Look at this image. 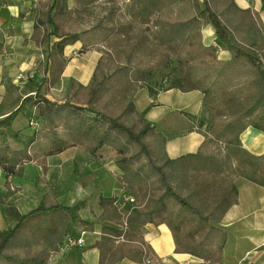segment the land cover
Returning <instances> with one entry per match:
<instances>
[{
	"label": "trees",
	"instance_id": "1",
	"mask_svg": "<svg viewBox=\"0 0 264 264\" xmlns=\"http://www.w3.org/2000/svg\"><path fill=\"white\" fill-rule=\"evenodd\" d=\"M102 1L36 4L30 39L45 54L42 78L0 118V173L9 186L25 164L45 169L49 156L76 147L99 161L112 155L120 189L99 196L95 222L80 219L81 203L50 202V194L25 214L4 209L13 225L0 230V264H48L82 232L98 236L80 247L97 248L98 264H161L143 240L148 224L168 227L175 253L221 264L226 234L219 224L237 203L234 180L264 188V154H251L240 140L248 128L264 133L263 31L236 0H125L100 7ZM171 7L188 17L160 19ZM204 26L214 30L209 45L202 42ZM76 43L79 54L103 47L96 49L100 57L86 86L72 80L69 94L52 100L68 63L64 50ZM220 49L228 60L217 59ZM172 89L201 93L196 120L206 147L173 159L164 136L134 105L141 90L154 99ZM25 104L26 125L14 130ZM122 196L134 203L120 208Z\"/></svg>",
	"mask_w": 264,
	"mask_h": 264
},
{
	"label": "crops",
	"instance_id": "2",
	"mask_svg": "<svg viewBox=\"0 0 264 264\" xmlns=\"http://www.w3.org/2000/svg\"><path fill=\"white\" fill-rule=\"evenodd\" d=\"M39 1L45 0H4V6L0 9V118L6 117L14 111L17 104L25 98V95L19 96L18 90L14 88L20 83L17 81L19 71H25L23 74H32L35 85L41 81V79L36 81L37 73L34 69L37 61L36 55L40 50L30 40L34 27L36 4ZM236 4L240 9H250L253 16L257 17L264 27V12L261 10L262 0H236ZM202 33L203 43L210 44L213 41V30L205 29ZM69 47H71V51H77L80 44ZM220 55L224 60L230 57L227 51L221 52ZM79 56L81 57L79 58ZM79 56L78 61H75L76 63H71L72 61L68 59L67 65L70 64V68L66 66L61 78L67 76L82 86H86L100 54L96 51H89ZM74 68L78 69L75 70ZM32 91L26 93V97L31 96ZM20 97L23 99L21 100ZM149 97L144 90L139 91L134 98V105L137 112L153 123L156 131L166 139L164 149L169 158L173 159L195 153L200 149L206 150V147L202 148L204 128L198 129L196 120L201 110L202 95L199 91L181 92L172 89L159 92L154 100ZM19 99L21 101L9 110L13 107L14 102ZM19 114L12 123L14 130H20L26 125V120L25 122L19 121ZM240 140L243 147L251 154H264V133L248 128L240 135ZM53 157H63V163L59 165L62 168L61 176L64 174L69 176L68 173H72L70 177L73 187L71 186L69 193L71 191L74 193L73 199H66L61 184L62 178L54 174L39 178L37 194L23 197L22 186L13 184L12 180L22 177L25 168L29 165L37 167L41 173V167L33 162L25 164L20 175L8 179L9 186L13 185L16 192L14 193L13 190L11 197H8V200L4 201L5 203L0 207L3 208L8 205L18 213L25 214L35 209L38 206L37 202L39 204L44 195L50 194L52 196L50 202L56 201L72 206L78 201L77 203L82 204L79 211H86L89 214L92 211H87V207H89L87 202L91 198H97L95 214L98 216L100 212L99 196L116 194H114L113 178L108 174L110 166L104 165L103 161L89 157L84 151L76 147L49 156L46 163ZM67 163L70 165L64 168ZM105 177L107 178L104 179ZM234 184L238 193L237 203L228 209L219 224L226 234L221 264H264V188L240 178L235 179ZM9 186H4V178L0 179L1 194L4 195L3 191L8 194ZM31 199L36 200L34 204L37 205L32 209L28 206V201ZM1 208L0 230L9 225L7 217L1 212ZM89 216L87 221L95 222L93 214L90 213ZM97 237L96 233L84 235L85 246L92 244ZM143 240L150 247L155 257L161 260V264H205L202 260L191 255L175 253L172 234L166 225H146ZM98 262L99 250L90 247L88 249L73 248L64 254H57L50 259L48 264H98ZM120 264L146 263H135L124 259Z\"/></svg>",
	"mask_w": 264,
	"mask_h": 264
},
{
	"label": "rangeland",
	"instance_id": "3",
	"mask_svg": "<svg viewBox=\"0 0 264 264\" xmlns=\"http://www.w3.org/2000/svg\"><path fill=\"white\" fill-rule=\"evenodd\" d=\"M106 2H117L118 6H123V4L125 3V0H103L102 4L100 5V7H102ZM158 16H159L160 19L165 20V21H170V22L183 20V19H186L188 17L186 14H184L182 12V9H179L177 7H171L169 9L163 10V11H161L159 13ZM255 19L257 20V23L260 25V28H261L260 30L263 31V33L260 32V34L262 35V38L264 40V27L261 24L262 22L257 17H255ZM205 29L213 30L209 26H204L201 29L202 42H203V33L202 32H204ZM212 37L214 38V30H213ZM236 38H238L241 41L240 36H236ZM32 43H34V42L32 41ZM70 48L71 47L68 48V46H67L65 48V50H64V54H65V56L68 59H70L72 61L71 63H73V62L76 63L75 61H78V56L80 54L78 53V50L77 51H74V50L71 51ZM101 48H103V47L97 46V47H94V49L92 51H96V49L99 50ZM38 49L40 50V52L36 55L37 56V61H36V65L34 67L35 73H37L36 81H39L41 79V76H42V68H41V66L43 64L44 55H45L44 52L40 48H38ZM221 52L224 53L226 51L225 50H221V49L217 50V53H216L217 54V59L219 61L228 60V59H225V60L223 59L222 55H220ZM74 53H76V54H74ZM80 57L81 56H79V58ZM67 66H68V68H70V64L67 65ZM77 69H75V70H77ZM23 72L25 73V71H22V72L19 71L18 75L21 74V76L23 75V77H25V79L21 80V81H24V84L22 85L21 83H18L14 88L16 90H18V93H19L18 95L19 96L20 95H22V96L25 95V97H26V93L34 90L35 83H34V76L32 74H29V73L23 74ZM71 81H72V78H68L67 76L64 77L63 79L61 78V80L55 86V88L50 91V93H49L50 99L56 100V101L63 100L66 97V95L69 94V92H70V83H71ZM20 99H21V97H20ZM20 99L15 101L14 104H13V107L9 108V110L13 109L15 107V105L19 101H21L23 98L21 100ZM151 100H154V99H151ZM28 115H29V108L25 104L24 107L22 108L20 114H19V117H18L19 121L23 120L25 122V120L27 119ZM101 161H103L104 165H107L108 167L110 166V171L108 172V174H109V176H111L113 178V181H114V184H115V192H114V194H115V193L118 192V188L120 189V185H119V183L117 181L116 167L115 166L113 167L114 163H113L112 155H109L108 157L102 158ZM62 163H63V157H53V158H51L49 160L48 163H46V161H45V169L41 168V170H42L41 173H39L40 170L37 167L29 165V166H27L25 168V171H24L22 177L13 178L12 182L15 185H21L22 186V191H23L22 196L23 197L24 196H30V195H34V194L38 193V180H39V178L45 177L48 174H54L55 176L62 178V183L61 184H62L64 193H65V197H66L67 200H71L74 197V193L72 191L69 193V191H70L69 189L71 188V186L73 187V184H71L72 179L70 177V175H72V173L71 174L68 173L69 176H66L65 174L63 176H61V169L62 168L59 165H61ZM69 165H70V163H67L64 168H66ZM70 170H71V167H70ZM76 174L78 175V172ZM0 176H1V178H3L1 173H0ZM106 178L107 177H105L104 179H106ZM13 190H14V193H15L16 192L15 191V187L13 185H10L9 186V190H8L9 191L8 195H6L7 193H5V191H3L4 195L0 193V205L1 206H3V204L5 203L4 201L8 200V197H11V194H12ZM23 197L21 198L22 200L24 199ZM93 197H95V196H93ZM2 199H4V200H2ZM34 201L36 202V200H32V199L30 201H28V206L31 209L35 208L38 205V202H37V205L35 206ZM96 201H97V198H94V199L91 198V200H89V202H87V206H89V207L91 206L90 208L87 207V211H89V210L92 211L90 213L93 214V220L95 219V221L97 219V214H95V211L97 209V207H96L97 205H95ZM77 202H75V204ZM11 204H12V201H11ZM7 206H5L3 208L0 207L1 208V212H3V214H4V209L13 208L11 206H8V207ZM89 214L86 211H83V212L79 211V217H80L81 220H84V221H87V219H89V217H90ZM7 219H8V217H7ZM8 223H9V225H13L12 221H10V220H8Z\"/></svg>",
	"mask_w": 264,
	"mask_h": 264
},
{
	"label": "built area",
	"instance_id": "4",
	"mask_svg": "<svg viewBox=\"0 0 264 264\" xmlns=\"http://www.w3.org/2000/svg\"><path fill=\"white\" fill-rule=\"evenodd\" d=\"M3 6H4V3L2 2V0H0V9ZM213 46L216 47L215 43L213 44ZM22 79H25V77H23V75L21 76V74L18 75L17 81L23 85L24 81H21ZM121 200L122 202H121L120 208H123L125 205H132L134 203V199L128 196H122ZM84 235L85 233L82 232L78 238H69L66 244L62 248H60L59 254H64L73 248H80L81 246H83L84 245ZM120 241H122V239H120Z\"/></svg>",
	"mask_w": 264,
	"mask_h": 264
},
{
	"label": "bare ground",
	"instance_id": "5",
	"mask_svg": "<svg viewBox=\"0 0 264 264\" xmlns=\"http://www.w3.org/2000/svg\"><path fill=\"white\" fill-rule=\"evenodd\" d=\"M73 49V48H72Z\"/></svg>",
	"mask_w": 264,
	"mask_h": 264
}]
</instances>
